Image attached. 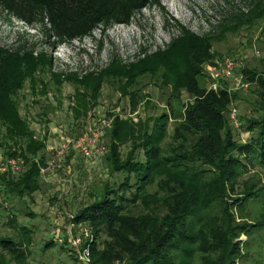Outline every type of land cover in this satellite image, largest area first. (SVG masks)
Returning a JSON list of instances; mask_svg holds the SVG:
<instances>
[{
  "label": "trees",
  "instance_id": "16d2710c",
  "mask_svg": "<svg viewBox=\"0 0 264 264\" xmlns=\"http://www.w3.org/2000/svg\"><path fill=\"white\" fill-rule=\"evenodd\" d=\"M154 3L158 0H0L28 23L29 8L35 10L59 41L84 36L108 21L128 23ZM249 4L247 12L220 10L219 33L240 22L264 20V0ZM216 35L179 26L165 48L141 46L133 61L113 58L104 68L81 75L54 71L44 50L0 46V154L25 166L20 174L0 175L4 200L38 191L43 181L39 167L48 158V127L37 134L20 111L26 82L31 103L47 100L37 114L48 125L49 111L62 107L57 93L64 82L75 85L69 107L77 119L98 103L104 83L129 95L135 107L147 96L143 79L161 76V87L169 84L165 108L138 122L115 116L103 158L120 177L105 183L93 201L74 213V220L91 230L92 263L264 264V75L243 70L253 84V114L240 116L249 132L242 141L227 115L235 93L224 86L207 87L205 64ZM182 90L189 99L182 98ZM24 241L28 245L30 236ZM52 244L47 241L45 247ZM0 248L8 257L0 258V264L25 261L19 240L0 236Z\"/></svg>",
  "mask_w": 264,
  "mask_h": 264
},
{
  "label": "rangeland",
  "instance_id": "374dc122",
  "mask_svg": "<svg viewBox=\"0 0 264 264\" xmlns=\"http://www.w3.org/2000/svg\"><path fill=\"white\" fill-rule=\"evenodd\" d=\"M249 0H230L226 3L222 0H158V3L150 4L133 15L128 23H116L108 21L96 26L90 33L70 40H57L45 20L39 19L35 10L29 8L27 16L31 23L16 15L15 10L8 11L0 5V46L15 48L23 45L36 51H46L52 59L54 71L75 72L79 75L87 71H96L104 68L113 58L122 62L133 61V56L139 49L146 47L155 50L158 47L165 48L172 37L179 32V26H184L191 31L203 35L208 32L217 34L212 41L211 58L205 64L207 87H226L235 96L231 99L229 111L232 107L238 110L239 124L230 125L235 137L242 141L249 136V132L242 128L240 116L253 114V95L249 83L247 89L236 84L234 78H219L213 80L211 73L222 67L226 58H232L237 62L234 76L244 73V69H253L264 75V20H250L237 24L236 29L229 27L223 33L216 27L223 14L232 9L233 12H247ZM228 18V17H227ZM225 18V20L227 19ZM230 20H234V17ZM227 19V20H229ZM244 80L250 82L244 73ZM162 77L143 79L145 84L141 86L143 97L135 107L129 99V95H122L110 83H104L98 96V103L91 107L86 116L73 118L69 104L73 99L69 96L75 91V85L64 82L61 93L62 107L51 110L48 113V125L39 121L38 112L41 106L47 102L31 103V96L27 82L21 93L25 94V100L20 104L22 114H27L31 127L39 134L48 127V140L55 141L56 133L63 131L69 134L87 132L89 125L95 120H105L110 123L105 128L101 145L107 147L108 131L112 127L115 116L122 119L132 118L134 122L152 116L165 108V95L169 91L161 87ZM163 91V92H161ZM54 91H49L50 100H55ZM182 98L189 99L187 92H181ZM29 104V111L25 109V103ZM54 104V103H53ZM95 119V120H94ZM229 119V118H228ZM82 133V135H83ZM127 145L121 149L126 150ZM2 152V151H0ZM104 153V152H103ZM103 153L93 158L84 159L80 155L65 158L53 172L52 178L42 181L38 191L23 198L8 199V204L3 207L0 204V236L8 235L19 240L26 252L23 264H77L66 240L65 230L71 224L70 215L91 201H93L103 185L112 182L119 174H112L103 158ZM28 211L32 212L28 214ZM67 214L69 216L67 217ZM64 221L67 223L64 225ZM73 222V221H72ZM25 228H20V226ZM83 226H86L83 223ZM71 232L75 236L79 234L80 225L74 224ZM30 236V243L25 244L24 239ZM245 236L243 235L242 238ZM66 240V242H62ZM47 241L53 244L46 246ZM7 259V254L1 253L0 258ZM10 264H16L11 262Z\"/></svg>",
  "mask_w": 264,
  "mask_h": 264
},
{
  "label": "built area",
  "instance_id": "2783aa9c",
  "mask_svg": "<svg viewBox=\"0 0 264 264\" xmlns=\"http://www.w3.org/2000/svg\"><path fill=\"white\" fill-rule=\"evenodd\" d=\"M237 62L232 58H226L222 64V67L218 70H214L211 73L213 80L217 81L219 78H234L236 84L247 89L250 82L244 80V73H241L239 76H234V71L236 68ZM217 86H212L216 88ZM211 88V87H210ZM238 110L236 107H232L229 111V120L232 125L237 126L239 124ZM95 120V119H94ZM110 125L109 122L105 120H95L92 121L89 125L87 132H84L80 136H72L63 131L56 133L55 141L48 140L46 151L48 158L45 160V164L40 165L39 173L43 180L47 181L53 176V172L58 166H61L62 162H65V158L80 155L84 159L93 158L94 156L101 155L105 148L101 145L102 137L105 133V128ZM25 166L23 161L14 158V157H5L3 154H0V175L6 173L20 174L24 170ZM0 204L2 206H7V201L4 200L2 196V191L0 190ZM69 214H67V217ZM71 224L69 227H66L65 235L66 240L69 242V247L76 258L78 264H93L91 256V230L86 226H83L82 222H76L74 220V215H70ZM73 221V222H72ZM81 226L79 234L73 235L71 232V226L74 224ZM67 223L64 221L63 223ZM66 240L61 241L66 242Z\"/></svg>",
  "mask_w": 264,
  "mask_h": 264
}]
</instances>
